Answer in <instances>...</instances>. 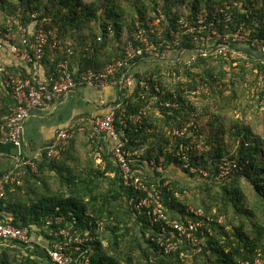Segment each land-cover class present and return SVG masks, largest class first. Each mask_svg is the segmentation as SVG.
<instances>
[{
	"label": "trees",
	"instance_id": "obj_1",
	"mask_svg": "<svg viewBox=\"0 0 264 264\" xmlns=\"http://www.w3.org/2000/svg\"><path fill=\"white\" fill-rule=\"evenodd\" d=\"M263 1L0 0V46H13L21 52L23 36H27L26 47L31 52L34 30L41 27L48 35L44 58L37 64L45 67L46 78L65 60L77 80L88 70L103 72L110 63L123 59L126 46L139 30L152 42L161 43L159 53L169 44L167 59L137 60L132 70L136 84L117 110V114L124 110L125 116L135 117L128 122L124 149L140 153L130 166L132 170L142 169L137 176L155 196L150 207L135 208L148 198L146 192L124 184L108 152L112 143L104 133L91 138L90 115H80L73 124L82 118L84 133L76 129L69 145L53 156L41 152L29 160L35 169L28 164L22 167L25 174L19 185H5L0 223L8 221L27 228L35 237V248L0 240V264H52L42 248L43 237L51 239L45 227L48 217L75 219L74 229L92 238L83 245L89 264H188L187 257L193 255L203 264H237L258 254L264 260V139L246 118L248 111L237 104L245 95L255 102L257 111L264 112V82L258 85L257 80V72L264 76L259 62L263 54L259 45L253 44L255 39L264 40ZM200 19L206 31L187 33ZM151 25L161 27L162 37L150 33ZM212 32H240L244 40H228L225 53H198L192 60L195 51L203 47L200 39ZM5 68L21 78L35 76L23 69ZM199 81L211 87L210 94L188 99ZM143 85H148L149 94L156 97L148 108L138 96ZM252 86L258 88L254 93ZM223 100L232 104L238 117L223 111L225 106L218 104ZM166 102L175 108L164 106ZM15 107L0 75V119ZM205 115L211 127L206 141L212 148L209 154L195 150V141L205 145L204 139L198 140L195 127ZM115 126H119L118 119ZM230 144L235 146L232 155L227 150ZM97 153L106 164L103 171L96 166ZM221 165L228 169L222 176ZM171 166L197 180L196 186L167 178L164 173ZM228 178L231 184L225 183ZM240 180L249 185L250 196L242 190ZM215 186L221 191H214ZM158 204L168 220L197 225L194 236L198 243L192 245L175 232L177 249L165 254L156 241L162 235L161 224L151 218ZM191 209L201 210L202 215H195ZM222 218H238L239 222H230L228 230L220 223Z\"/></svg>",
	"mask_w": 264,
	"mask_h": 264
},
{
	"label": "built area",
	"instance_id": "obj_2",
	"mask_svg": "<svg viewBox=\"0 0 264 264\" xmlns=\"http://www.w3.org/2000/svg\"><path fill=\"white\" fill-rule=\"evenodd\" d=\"M264 2V1H263ZM264 12V3L262 4ZM182 25V24H181ZM207 26L204 20L200 19L199 24L190 26L187 33L195 31L205 32ZM151 34H155L158 38L162 37L161 27H154L151 25ZM198 37H194L197 41ZM202 46L196 50L192 55V60L196 59L198 53L206 56L209 53H225L228 50L225 42L231 40L232 43L242 42L244 35L237 32L231 34H217L213 33L200 39ZM97 41L100 42L101 38L98 37ZM22 44L24 48L21 52L16 47L10 46L9 51L18 56L20 61L25 64H38L44 58L46 48L48 46V35L44 30L39 27L33 32L32 51L29 52L27 45L29 40L27 36H23ZM253 44L259 45L263 56L259 59L261 66L264 67V40L255 39ZM161 43H155L147 37L142 30H139L134 36V41L128 43L124 51V57L121 60H116L110 63L103 72L86 71L79 80L70 71L69 63L65 60L59 62L56 66V72L49 77H41L39 75L32 76L31 78H21L11 74L0 62V75L3 77L4 87L10 89L12 98L16 102V107L11 108L7 114L1 116L0 119V144L9 143L19 151L23 148V133L27 120L30 118L31 113L35 110L42 108H53L64 97L70 93L75 92L78 88H90L103 92L106 88H114L117 90V95L114 101L106 102L104 97L97 100V108L100 113L90 115L89 123L93 128L90 137L94 138L95 134L104 133L105 137L112 143V147L108 151L114 163L119 167L122 173L124 184L127 187H132L134 190L146 192V199L139 201L135 205L136 209L143 207L149 208L155 196L148 190V188L141 182L137 176L141 173L142 169L132 170L130 164L134 157H139L140 153L132 152L131 150L124 149V138L128 127V122L134 121L133 115L125 116L124 110L117 114V110L121 108L122 99L128 94H131L136 84V79L133 73V67L138 59L146 61H155L167 59L169 55V44L166 48L159 53L158 48ZM56 44L51 46L54 49ZM258 73V85L264 82L262 72ZM256 86L251 87V92L257 91ZM149 86L143 85L138 92L141 100L145 101L146 108L151 106V103L156 100L154 94H149ZM155 92H159L157 87H154ZM211 92V87L199 81L196 88L190 92L189 98L198 100L200 97L208 96ZM163 103H161L162 105ZM166 107L175 108V104L164 103ZM118 119L119 126H115V120ZM83 119L77 120L76 124L71 125L65 129H59L51 144L44 146L42 152H46L48 156H53L57 152L63 151L68 145L69 140L77 131L85 132L82 126ZM175 136V131L172 133ZM95 163L99 170H105L106 164L103 160L101 153L95 155ZM28 164L32 169L35 166L29 160H24L23 163L18 164L12 170L6 172L0 177V201L5 197V185L16 184L22 182L25 172L22 167ZM144 165L153 166V163L144 162ZM223 170L220 168V176L228 173L226 165ZM158 167L157 170H159ZM225 169V170H224ZM192 171H194L192 169ZM205 175V174H204ZM154 189V188H152ZM156 204L158 203L155 200ZM159 205V204H158ZM160 205L153 208L151 213L152 222L161 224L162 235L156 241L165 254H170L177 249V244L174 241L175 232L179 237H186L193 245L198 243V239L194 236L197 231V225L189 222L187 226L178 223L177 221L168 220L160 210ZM195 215H202L201 210L191 209ZM76 222L66 220L63 217H54L45 219V227L50 230L51 239L48 240L43 237V253L46 259L52 264H89L87 250H83V245L91 242L92 238L83 236L81 232L74 229ZM55 226L60 228L55 229ZM169 230V231H168ZM33 236L29 235L27 228H18L11 225L8 221L0 223V240L3 242H16L25 248L31 249L34 246ZM237 264H264V260L260 254L256 255L249 260H238Z\"/></svg>",
	"mask_w": 264,
	"mask_h": 264
},
{
	"label": "crops",
	"instance_id": "obj_3",
	"mask_svg": "<svg viewBox=\"0 0 264 264\" xmlns=\"http://www.w3.org/2000/svg\"><path fill=\"white\" fill-rule=\"evenodd\" d=\"M0 62L4 67L23 69L30 75L43 77L46 71L42 65L33 64L28 67L18 56L12 54L8 47L0 46ZM116 95L117 90L114 88H106L101 92L81 87L64 97L53 108L33 111L25 124L22 150L19 151L9 143L0 144V177L24 160L37 158L42 148L53 141L56 132L73 125L78 116L100 113L96 104L101 96L111 103Z\"/></svg>",
	"mask_w": 264,
	"mask_h": 264
},
{
	"label": "rangeland",
	"instance_id": "obj_4",
	"mask_svg": "<svg viewBox=\"0 0 264 264\" xmlns=\"http://www.w3.org/2000/svg\"><path fill=\"white\" fill-rule=\"evenodd\" d=\"M219 106H225V109H223V111H227L229 114L231 115H235V116H239V113L237 111H234L232 109V104L228 105L227 102L225 100L221 101V102H218ZM240 107H243L245 108L248 112H247V116L246 118H248V121H250L256 131L262 136V138L264 139V125H263V119H264V112H260V111H257L256 109V104L255 102H253L251 100L250 97L248 96H245V95H241L240 98H239V101L237 103ZM216 105V104H215ZM248 105L251 107V109L248 107ZM195 127H196V133H197V136H198V140H205V145L202 144V141L201 143H199V141H195V150L196 152L198 153H208L212 151V148L211 146L206 142L209 135H210V124H209V117L208 115H205L203 116L202 118L199 119V121L197 122V124H195ZM231 146H228L227 147V150L229 151V155H232L234 153V150H235V146L230 144ZM80 149L82 148V146L79 147ZM82 150V149H81ZM204 150V151H203ZM208 156V155H207ZM206 154H205V157L207 158ZM226 159V157L224 158ZM228 166V165H227ZM174 167L171 166L170 168L167 169V172H165V176H167V178L171 179V178H176L179 180V182L181 184H184V185H189V186H196V184L198 183L197 180L195 179H190V178H187L186 176H184V174L175 168V171L173 169ZM220 168L223 170V166H220ZM169 170V171H168ZM170 170H172L173 172H170ZM225 170V169H224ZM175 174V175H174ZM232 180L230 178L226 179L225 183L226 184H231ZM240 186L242 188V190L245 192V194L247 196H250L251 195V191L249 190V185H247L245 183V181L243 180H240ZM214 191H221V189L217 186H215L214 188ZM248 200H253V198L250 197V199ZM258 215L260 213L257 212ZM261 214V213H260ZM230 222H234L233 224H237L239 222V219L236 218L234 219L233 221L230 220V219H225V218H222L220 219V223L224 224L226 226V228H228V230L230 229L229 227V223ZM245 224L247 225V222L245 221ZM232 229V227H231ZM34 242H35V237L33 236L32 237ZM32 248H35L34 246ZM31 248V250H32ZM41 250V249H40ZM194 256V255H193ZM193 256H188L187 259L188 260V264H203L202 261H201V258L200 257H193Z\"/></svg>",
	"mask_w": 264,
	"mask_h": 264
}]
</instances>
